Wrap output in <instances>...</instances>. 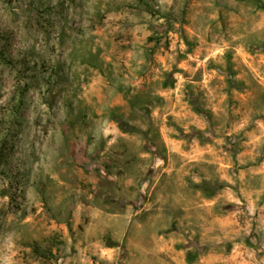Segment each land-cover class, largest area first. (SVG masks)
Returning <instances> with one entry per match:
<instances>
[{
    "label": "rangeland",
    "instance_id": "374dc122",
    "mask_svg": "<svg viewBox=\"0 0 264 264\" xmlns=\"http://www.w3.org/2000/svg\"><path fill=\"white\" fill-rule=\"evenodd\" d=\"M0 264H264V0H0Z\"/></svg>",
    "mask_w": 264,
    "mask_h": 264
},
{
    "label": "trees",
    "instance_id": "16d2710c",
    "mask_svg": "<svg viewBox=\"0 0 264 264\" xmlns=\"http://www.w3.org/2000/svg\"><path fill=\"white\" fill-rule=\"evenodd\" d=\"M205 191L211 194L213 192V189L208 186H205ZM34 252L42 256H47L49 253H51V251L46 248H42L39 245L34 247Z\"/></svg>",
    "mask_w": 264,
    "mask_h": 264
}]
</instances>
